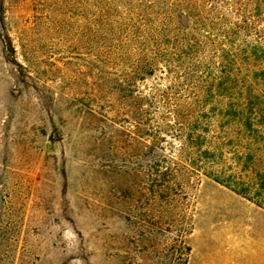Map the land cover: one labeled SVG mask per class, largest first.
Wrapping results in <instances>:
<instances>
[{"label": "rangeland", "instance_id": "rangeland-1", "mask_svg": "<svg viewBox=\"0 0 264 264\" xmlns=\"http://www.w3.org/2000/svg\"><path fill=\"white\" fill-rule=\"evenodd\" d=\"M55 2L0 0V264H187L194 214L246 206L206 176L196 191L149 188L134 127L89 100L103 38Z\"/></svg>", "mask_w": 264, "mask_h": 264}, {"label": "trees", "instance_id": "trees-1", "mask_svg": "<svg viewBox=\"0 0 264 264\" xmlns=\"http://www.w3.org/2000/svg\"><path fill=\"white\" fill-rule=\"evenodd\" d=\"M55 5L103 38L88 52L89 100L134 127L153 192L196 191L206 176L264 209V0Z\"/></svg>", "mask_w": 264, "mask_h": 264}, {"label": "crops", "instance_id": "crops-1", "mask_svg": "<svg viewBox=\"0 0 264 264\" xmlns=\"http://www.w3.org/2000/svg\"><path fill=\"white\" fill-rule=\"evenodd\" d=\"M219 186L246 206L248 218H196L194 214L187 237L188 264H264V209Z\"/></svg>", "mask_w": 264, "mask_h": 264}]
</instances>
